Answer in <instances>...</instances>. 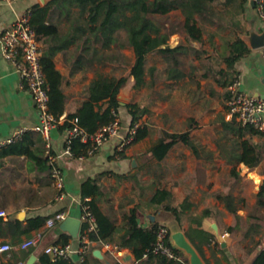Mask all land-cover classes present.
Masks as SVG:
<instances>
[{
  "label": "crops",
  "instance_id": "1",
  "mask_svg": "<svg viewBox=\"0 0 264 264\" xmlns=\"http://www.w3.org/2000/svg\"><path fill=\"white\" fill-rule=\"evenodd\" d=\"M49 1L15 0L12 3H0V30L10 26L28 7L37 3L45 5ZM88 18L89 13L81 12L78 7H72L68 14L53 8L50 10V19L58 25L57 36L41 40L43 52L57 48L58 43L70 41L68 46L58 49L53 56L55 67L62 74V86L66 95L65 111L59 124H63L68 114L78 111L89 96L90 84L99 74L122 77L128 73L112 74L113 47L101 48L95 42L91 31L94 25ZM236 20L239 26L232 23L221 29L216 26L218 35L213 33L215 30L212 31L211 41H214L215 34L218 41L221 38V44H216L214 54L194 45L200 44L199 42L195 41L190 45L185 34L174 33L170 36L168 43L171 47H176L180 42L188 46V54H182L185 76L176 81L164 79L162 84L165 87H158V84L153 86L157 90L152 88L150 104L138 101L140 93H136V104L141 108L148 105V111L138 121L140 126H146L149 131L148 136L142 140L121 148V137L127 134L132 121L127 103L121 98V136L111 137L92 155L75 157L66 149V130H61L59 124L52 129L51 147L48 148L45 142V155L48 156L50 150L57 156L55 164L65 177L64 198H58L59 190L50 174L51 169H38L26 153L5 151L19 139L12 143L6 141L22 130L33 131V134L45 139L40 132L32 130L40 122L39 113L31 92L21 84L17 66L5 58L0 39V212L7 213L6 217H0L5 220L18 219L26 224L31 217L66 211L68 216L82 219L85 201L92 199V196L82 197V185L89 178L97 177L106 193L99 200V205L105 212L114 213L118 217L117 225L124 226L125 214L136 208L139 223L143 227L160 222L170 227L171 234L182 230L206 264H251L264 247V206L258 212L263 218L259 220L254 216L257 208L259 209L258 193L264 183V156L255 168H250L244 162L237 164L239 177L232 173L234 165L228 161H234V158L227 150L232 151L234 142L240 138L239 131L234 129L237 122H234V117L229 113L227 87L219 85L212 77L204 76L206 67L186 68V58L191 52L195 53L197 61L206 59L207 62L213 61L217 66L225 67L226 41L241 36L251 49L236 63L242 87L264 100L263 48L253 49L248 42L252 31H264V19L258 14L252 1L247 0L244 10L237 11ZM97 48L100 49L102 61L95 54ZM161 56L164 61L163 70L167 61L163 54ZM153 66L160 68L159 64L154 63ZM145 87L146 85L135 89L140 91ZM163 87H167V91ZM123 110L125 118L121 115ZM190 115L197 119L192 130L197 150L181 143L164 160L153 158L150 149L158 141L161 131H185L189 127ZM249 136L250 133L247 132L244 138ZM254 139L264 142V138L259 136H254ZM38 147H41L39 143L33 149ZM120 151L125 152L124 156L118 154ZM48 164L51 165L50 162ZM116 174H134L136 178H124ZM159 188H166L173 193L174 205H187L181 214V223L172 213L159 209L161 206L152 202V197ZM227 194L233 195L234 205L242 216L241 225L234 232L227 229V226L236 223L235 216L227 207ZM206 210L209 211L208 215H205ZM256 223L261 224L258 231L255 230L257 227L254 228ZM41 230L44 231L41 242L31 248L37 261L44 253L45 246L59 241L65 232L60 224L53 228L44 226ZM202 231L214 235L210 243L201 236ZM247 231L249 234L246 236ZM34 232L36 231L32 234ZM226 232L230 235L222 238L221 235ZM27 237L26 234L16 237L0 235V247L3 243L17 244ZM71 242L76 249L80 247L79 237H74ZM98 250L100 255L96 254ZM88 251L90 264H168L159 257L145 256L138 259L127 247H119L118 251L112 252L99 245ZM6 252L8 251H0V264L10 261ZM71 258L75 264H82L84 259L80 252H75Z\"/></svg>",
  "mask_w": 264,
  "mask_h": 264
},
{
  "label": "trees",
  "instance_id": "2",
  "mask_svg": "<svg viewBox=\"0 0 264 264\" xmlns=\"http://www.w3.org/2000/svg\"><path fill=\"white\" fill-rule=\"evenodd\" d=\"M246 2L247 0H50L45 5L37 3L32 6L31 25L36 30L40 40L44 37L52 38L57 36L58 25L50 19L51 9H59L61 12L68 14L72 7H78L81 12L87 11L89 13L88 19L94 25L91 28L94 40L100 44L101 48L112 46L120 50L128 47L132 48L135 55L132 68L122 77H109L99 74L88 88V98L83 101L76 113L67 115L63 124H59V128L64 131L67 130L74 126L73 120L77 119L79 126L87 133L92 134L99 128L114 121L116 116L119 115V109L122 106L119 99L120 89L126 86L129 78H134V86L136 88L147 85V60L150 53H161L167 61L166 67L161 71L156 66L149 68V73L153 77L159 71V77H163L166 80L176 81L183 78L185 76V63L182 59V54H188V46L184 42H180L176 47H171L168 43L170 36L174 33L185 34L190 45L195 41L201 43L203 41L204 28L199 21L216 25L220 29L230 26L231 23L239 26L236 20L237 11H243ZM220 5L223 6L221 9L218 7ZM175 10H181L182 19L171 20L168 17ZM229 13L231 15H228ZM223 15L231 18L225 20ZM69 43L70 41L58 43L57 48L45 50L41 58L49 88L50 110L56 118H60L65 111L66 95L62 86V74L55 67L53 56L58 49L65 48ZM250 50L247 42L241 36L226 41V56L224 57L226 66H217L213 61L209 62L204 76L212 77L219 85L227 87L239 75L236 68L237 61ZM95 54L102 61L100 49L97 48ZM119 56L117 52L112 51V60L118 61L117 58ZM157 84L155 77L151 86L153 87ZM227 94L229 95L228 98H230V94ZM126 107H128L132 117L131 126L138 122L148 111L147 107L141 108L136 103H127ZM234 119V122H237V126L234 129L239 131L240 139L234 142L235 147L232 151H229V149L227 151L231 152V156L234 158V161H228L234 165L232 173L239 177L240 174L236 168L237 164L244 162L250 168H255L261 163L264 156V142L255 140L254 136L264 138V132L256 129L251 124H244L236 118ZM196 121L197 119L194 115H190L189 127L185 131H161L158 141L150 149L153 158L159 161L164 160L173 148L181 143L197 150L192 139V130L195 128ZM247 132L250 133V136L244 138ZM148 134V128L140 126L131 144L142 140ZM37 143L41 147L33 149V146ZM44 146L45 140L40 135L33 134V131H26L21 139L12 143L9 149L5 151L7 153H26L38 169L50 171L52 167L48 164L49 158L45 155ZM71 147L75 157L89 156L88 144L83 142L80 136L72 139ZM118 154L124 156L125 152L120 151ZM116 175L124 178H136L134 174ZM105 194L99 178H89L83 183L82 197L92 196V199L85 201L84 205H88L89 210L95 217L97 226L95 230L87 231L90 223L83 221L81 234L87 233L92 241L103 240L116 244L120 248H130L138 259H142L145 256L150 258L159 257L168 264H190L189 256L184 255L182 249L172 242V238H169L167 242L174 248L179 259H171L164 254L154 252L157 242L156 229L160 222H154L149 227L141 226L136 208L125 214L124 226L117 225L118 217L114 213L105 212L99 205V200ZM225 197L229 211L236 218V223L227 226V229L229 232H234L240 227L242 216L239 215L238 208L234 205L233 195L227 194ZM152 202L159 204L161 206L158 207L159 209L162 208L172 213L175 219L181 223V214L185 211L187 205H174L173 193L170 190L159 188L152 197ZM258 206L259 209L257 208V213L254 216L261 220L263 216L261 214L258 215V212H260V207L264 206V183L258 193ZM54 214L31 217L27 219L26 224L18 219L5 220L0 217V235L16 237V235L26 234L30 237L33 231L41 230L46 225L47 220ZM208 214L209 211L206 210L205 215ZM260 225V223L254 224V228L257 227L256 231H258V226ZM247 234H249L248 231L245 235L247 236ZM201 236L208 243L214 238L213 234L206 231H202ZM73 238L69 233L64 232L61 239L56 243L66 244ZM88 252L86 251L82 254L84 257L82 264H90ZM32 253V249L8 251L5 254L10 257V261L4 264H22L26 262ZM35 264L75 263L72 258L52 260L48 254L43 253ZM251 264H264V247L258 252Z\"/></svg>",
  "mask_w": 264,
  "mask_h": 264
},
{
  "label": "built area",
  "instance_id": "3",
  "mask_svg": "<svg viewBox=\"0 0 264 264\" xmlns=\"http://www.w3.org/2000/svg\"><path fill=\"white\" fill-rule=\"evenodd\" d=\"M14 1L15 0H0V3H12ZM251 1H254L258 14L264 19V0ZM32 16V7H28L13 21L10 26L0 30V39L5 58L17 66L21 75V84L24 88L31 92L36 109L39 113L40 122L35 125L32 130L40 132L45 139L47 147L50 148L51 131L62 121L63 116L56 118L50 110L49 88L41 61L43 49L41 40L39 39L36 30L31 25ZM227 90L230 94V98L228 100L229 113L242 123L251 124L256 129L264 132V100L258 95L244 90L239 75L227 85ZM77 121V119H74V126L66 130V149L72 154L73 151L71 141L74 137L80 136L81 140L88 144V155H92L111 137L121 136L120 132L122 125L119 115L116 116L114 121L99 128L92 134L87 133L83 128H81ZM139 126L140 124L138 122L134 123L129 128L127 134L121 137V148L131 144ZM24 132H26V130L19 131L6 142L12 143L21 139ZM48 158L52 167L51 176L54 180L55 186L59 190L58 198H64L66 196L65 177L62 170L55 164L57 156L53 155L50 150H48ZM80 158L85 157L81 156ZM0 216L6 217L7 213L5 211H1ZM67 217L68 213L66 211L56 212L47 220L45 227L53 228L58 226ZM83 221L90 223L87 231L96 229V220L94 215L89 210L88 205H84L82 222ZM81 233L82 231L78 236L80 240V247L78 249L75 248L71 241L66 244L51 243L45 246L44 253L48 254L52 260H57L59 258H71L75 252L83 254L90 248L99 245L106 247L112 252L119 250V246L116 244L105 242L103 240L92 241L87 233ZM156 233L157 242L155 244L154 252L164 254L171 259H179L174 248L167 242L169 241V238L171 239L170 227L165 223H159ZM229 235L230 233L226 232L222 234L221 237L225 238ZM43 236L44 231L38 230L30 237L25 238L17 244L3 243L0 247V251L31 249L39 245Z\"/></svg>",
  "mask_w": 264,
  "mask_h": 264
},
{
  "label": "rangeland",
  "instance_id": "4",
  "mask_svg": "<svg viewBox=\"0 0 264 264\" xmlns=\"http://www.w3.org/2000/svg\"><path fill=\"white\" fill-rule=\"evenodd\" d=\"M220 9L223 7V6H218ZM229 15V14H228ZM168 17L171 19V20H175V19H178V18H181V10H175V11H172ZM224 19H228L230 17H228L227 15L224 16ZM226 17V18H225ZM199 23L203 26L204 28V36H203V41L200 43V44H194L196 47H199L200 49H205L206 51L214 54L216 52V44L217 45H220L221 44V38H219V41L217 40L216 38V25H211L210 23H207V22H203V21H199ZM215 30V31H214ZM212 31H214L213 33H216L215 34V37H214V41L210 40V35L212 33ZM218 35V34H217ZM171 38V37H170ZM214 44V45H213ZM193 45V44H191ZM112 51L113 52H117L120 56L119 58H117L118 61H116L115 59L112 60V74H115V75H119L123 72L127 73L130 69H131V65H133V62H134V54L132 52V50L130 48H124V49H120V50H117L115 48H112ZM195 53L194 52H191V54H189L186 58V68L188 67H198V66H201L202 68L206 67L208 65L209 62L206 61V59H202L200 61H197V59L195 58ZM161 54L159 53H150L148 55V60H147V74H146V81H147V85L145 88L141 89L140 91H138L137 89H135L136 87L134 86L135 85V80L133 77L129 78V81H128V84L125 86V88L122 89V91L120 92V96H121V99L123 102H126V103H137L136 102V93L139 94L138 97H140V99H138V101H141L143 104H146L149 103L150 104V101H151V92H152V88L154 89V87H152V83H153V80L155 79L156 77V80L158 82V87L161 85H163L165 87L164 84V78L163 77H159L160 73H156L154 75V77L149 73V68L153 66V64H159L160 66V71L162 70V66L164 64V61L161 59ZM216 65V64H215ZM164 69V67H163ZM201 73V72H200ZM157 75V76H156ZM176 85V83L174 84V86ZM196 85V84H195ZM163 87V88H164ZM157 90V88H155ZM154 89V90H155ZM165 91H167V87L164 88ZM198 90V89H197ZM145 107H148L145 106ZM123 113H121L122 117L125 118L124 114H125V110L122 111Z\"/></svg>",
  "mask_w": 264,
  "mask_h": 264
},
{
  "label": "water",
  "instance_id": "5",
  "mask_svg": "<svg viewBox=\"0 0 264 264\" xmlns=\"http://www.w3.org/2000/svg\"><path fill=\"white\" fill-rule=\"evenodd\" d=\"M252 3L255 5L254 1H252ZM248 42L253 49L264 48V31L261 33L252 31L248 36ZM119 98H121V96ZM82 225V219L70 215L60 223V228L76 238L81 232ZM171 238L178 248L184 250L188 254L190 264H206L197 249L191 244L182 230L173 232ZM96 254L100 255V250L96 251ZM36 261L37 256L31 254L24 264H35Z\"/></svg>",
  "mask_w": 264,
  "mask_h": 264
}]
</instances>
